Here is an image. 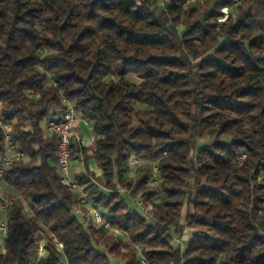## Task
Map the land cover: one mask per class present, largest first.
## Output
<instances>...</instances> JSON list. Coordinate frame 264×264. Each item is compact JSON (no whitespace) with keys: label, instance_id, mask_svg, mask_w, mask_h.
Masks as SVG:
<instances>
[{"label":"trees","instance_id":"obj_1","mask_svg":"<svg viewBox=\"0 0 264 264\" xmlns=\"http://www.w3.org/2000/svg\"><path fill=\"white\" fill-rule=\"evenodd\" d=\"M232 3L0 0V114L24 153L0 182L31 212L0 196V264H264V1ZM63 97L95 132L90 147L72 145L85 167L74 179L127 242L74 215L58 137L41 126ZM205 136L215 140L195 146ZM4 144L0 127V158ZM131 155L155 162L157 184H146L153 165L129 176Z\"/></svg>","mask_w":264,"mask_h":264},{"label":"built area","instance_id":"obj_2","mask_svg":"<svg viewBox=\"0 0 264 264\" xmlns=\"http://www.w3.org/2000/svg\"><path fill=\"white\" fill-rule=\"evenodd\" d=\"M240 0H233L232 6L237 5ZM231 6V7H232ZM231 7L223 6L221 8L223 15L219 18V20H224ZM63 102L65 103V110L61 112L57 116H52L47 119L46 121V131L49 133H54L58 137L57 148H56V164H57V171L60 177V180L63 184L70 186L72 190L75 192H79L76 195L77 199V207L83 206L88 209V215L91 221L97 227H104L109 228L110 230L114 229L111 223V219L108 215H105L101 212L100 208L93 204L91 199L83 192L82 187L77 183L74 179V176L71 172V154H72V145L77 144L79 146H84L85 142L84 139L77 135L74 131V124L77 120L78 111L74 107L73 103L66 99L62 98ZM85 123H88L89 120L86 118H82ZM0 127L4 131V150L5 154L3 157L0 158V178L3 176L5 170L14 162L24 157V153L18 148L16 143L12 140L10 129H11V122L2 118L0 114ZM245 158V154H241L238 157V162L241 163ZM141 158L136 155H131L129 159V176L134 175V170L140 166ZM154 174L152 177H149L146 181V184L149 186H153L158 183L159 179L157 177L158 168L154 164L153 166ZM0 196L2 197L1 191ZM137 207L141 212L146 215L150 216L152 214L151 208L144 205L142 199L135 198ZM7 233L6 222L5 220L0 221V240L4 241V238ZM55 246L58 249H62L63 244L59 241H55ZM35 254L37 257H40L45 254V241L39 240L36 248ZM140 264H147L144 259H141Z\"/></svg>","mask_w":264,"mask_h":264},{"label":"rangeland","instance_id":"obj_3","mask_svg":"<svg viewBox=\"0 0 264 264\" xmlns=\"http://www.w3.org/2000/svg\"><path fill=\"white\" fill-rule=\"evenodd\" d=\"M130 79H136V77L134 76H130L129 77ZM41 126L45 129V126H46V120H43L41 122ZM87 138V137H86ZM221 140H228L229 137L228 136H222L220 138ZM87 140V139H86ZM213 140H215V137H208V136H205V137H200V138H197L195 140V146H199V145H204V144H207L209 142H212ZM141 163H140V166L141 167H145V166H151V165H154L155 162L154 161H149L147 160L146 158L144 157H141ZM94 163V162H93ZM90 171V170H88ZM135 170H134V175H135ZM95 175V174H94ZM96 176V175H95ZM0 191H1V194H2V197L5 198V199H11V198H18V193H16L15 191H13L8 185H6L5 183L3 182H0ZM10 192V193H9ZM11 192L14 193L13 195H11ZM24 199V198H23ZM22 199V202L24 203V206H25V211L27 214H31L30 210H29V207H28V204H27V201L24 199ZM127 202L129 204V206L133 209H137L135 203H133V201H131L130 199H127ZM80 208V211L81 213H83L84 216H87L88 217V209L83 207V206H79ZM150 207V206H148ZM151 208V207H150ZM78 210V208H77ZM102 213H104L105 215H108V213L103 210V209H100ZM152 211V209H151ZM187 211H191V207L185 205L184 208H183V215H182V222L184 220V215ZM78 213V212H77ZM80 216V215H79ZM2 220H4V218H2ZM91 220V219H89ZM191 229L189 227H186L184 232H183V235L180 237V238H175L174 241L172 242V244L174 246H178L180 247L181 249H183L185 247V243L186 241L189 239V237L191 236ZM110 233L111 234H114V235H119L120 237H122L124 239V241H128L127 237L125 235L122 234V232H118L117 230L115 229H112L110 230ZM46 234H49L47 230H44L43 233L40 235L39 237V240H44L45 239V236ZM110 261L112 264H121V261L119 259H116L114 257H110ZM120 261V262H119Z\"/></svg>","mask_w":264,"mask_h":264},{"label":"crops","instance_id":"obj_4","mask_svg":"<svg viewBox=\"0 0 264 264\" xmlns=\"http://www.w3.org/2000/svg\"><path fill=\"white\" fill-rule=\"evenodd\" d=\"M262 1H264V0H262ZM262 5H264V4H262ZM0 105H1V103H0ZM74 131L77 135H80L84 139L86 147H90L92 145L94 138H95V132L93 131L91 123L90 122L85 123L79 114L77 115V120L74 124ZM88 153L89 154L91 153L90 149H88ZM70 166H71V172H72L73 176H75L76 174H79L80 172H84V170H85L84 163L80 158H72ZM88 170L92 171L96 176L101 175V172H102V170L100 168H98L97 165L93 162L89 163ZM82 190H83V187H82ZM13 194L14 193L11 192V195H13ZM75 194L78 195L79 192H75ZM18 198H20L21 200L23 199V197H21L20 195H18ZM77 208H78V210H77ZM77 208L74 209V215L77 218H79L80 220L90 219L89 215H88L89 218H87V216H84L83 213H81L82 210L80 211V209H79L80 207H77ZM190 229L193 231L192 228H190ZM2 247H3V241L0 240V248H2ZM121 264H122V262H121Z\"/></svg>","mask_w":264,"mask_h":264}]
</instances>
